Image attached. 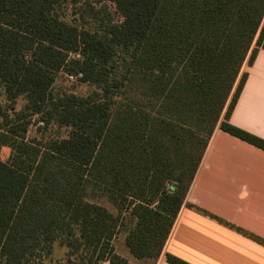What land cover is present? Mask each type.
Returning <instances> with one entry per match:
<instances>
[{
	"label": "trees",
	"instance_id": "16d2710c",
	"mask_svg": "<svg viewBox=\"0 0 264 264\" xmlns=\"http://www.w3.org/2000/svg\"><path fill=\"white\" fill-rule=\"evenodd\" d=\"M68 1L0 0V264H54L55 245L60 264H130L120 234L155 264L214 130L264 151L229 123L264 50V0H84L74 19ZM61 75L93 90L56 87ZM34 117L66 136L27 138Z\"/></svg>",
	"mask_w": 264,
	"mask_h": 264
},
{
	"label": "crops",
	"instance_id": "0c3cea01",
	"mask_svg": "<svg viewBox=\"0 0 264 264\" xmlns=\"http://www.w3.org/2000/svg\"><path fill=\"white\" fill-rule=\"evenodd\" d=\"M245 84L229 123L264 140V50L243 65ZM224 221L264 239V151L218 127L214 130L185 198ZM185 204L179 210L155 264L169 253L189 264H264V247ZM116 252L135 259L123 243ZM102 264H107L106 262Z\"/></svg>",
	"mask_w": 264,
	"mask_h": 264
},
{
	"label": "rangeland",
	"instance_id": "374dc122",
	"mask_svg": "<svg viewBox=\"0 0 264 264\" xmlns=\"http://www.w3.org/2000/svg\"><path fill=\"white\" fill-rule=\"evenodd\" d=\"M75 1L69 0L68 3L65 5V7L67 8L66 10L67 18L69 19L71 18L74 19L78 15L77 12L79 11V8L82 7L83 2H84V0H75ZM101 4L106 5L108 10L111 13H115L116 8H115L114 3H111L110 1H103ZM99 6L100 5H98L97 7ZM56 87H63L67 91L72 92L77 95H81V96H86L93 90L92 86H89L88 84L76 82L75 80H69V78H67L64 75L59 76L58 81L56 83ZM24 103H25L24 99H18L17 103L15 104L16 110H20ZM0 104H4L2 97H0ZM9 112L11 113V111ZM36 119L37 118L34 117L32 120V124L29 127V130L27 133V138H34L37 140L46 141L51 138H59V137L66 136V133H67L66 129L58 128L53 125L45 128L43 125L38 124ZM10 152L11 150L7 147L1 148L0 149V159L3 161L7 160L10 155ZM115 243H116L117 249L121 251V248H123V244L121 240H118V237L115 240ZM123 243H124V240H123ZM65 253H66V248L55 245L53 254H52V260L54 261V264H60L64 262Z\"/></svg>",
	"mask_w": 264,
	"mask_h": 264
},
{
	"label": "built area",
	"instance_id": "2783aa9c",
	"mask_svg": "<svg viewBox=\"0 0 264 264\" xmlns=\"http://www.w3.org/2000/svg\"><path fill=\"white\" fill-rule=\"evenodd\" d=\"M68 78H69V80H75L76 79V77H74L73 75H69Z\"/></svg>",
	"mask_w": 264,
	"mask_h": 264
}]
</instances>
